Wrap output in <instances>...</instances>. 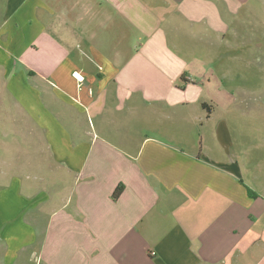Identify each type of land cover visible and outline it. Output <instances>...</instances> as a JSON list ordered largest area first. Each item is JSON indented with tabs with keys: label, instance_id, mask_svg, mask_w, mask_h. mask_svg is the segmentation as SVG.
<instances>
[{
	"label": "crops",
	"instance_id": "0c3cea01",
	"mask_svg": "<svg viewBox=\"0 0 264 264\" xmlns=\"http://www.w3.org/2000/svg\"><path fill=\"white\" fill-rule=\"evenodd\" d=\"M262 2L0 0V264H264Z\"/></svg>",
	"mask_w": 264,
	"mask_h": 264
},
{
	"label": "rangeland",
	"instance_id": "374dc122",
	"mask_svg": "<svg viewBox=\"0 0 264 264\" xmlns=\"http://www.w3.org/2000/svg\"><path fill=\"white\" fill-rule=\"evenodd\" d=\"M250 28L255 29L258 37V41L253 42V45L261 46L264 44L263 2L256 11L254 25ZM247 49L249 48L228 46L223 67H221L219 72L215 74L211 73L210 79H216L214 85L219 82V85H223L230 96L237 100H244L240 106L237 102V106L239 107H233L232 109L234 110L235 108L237 110L240 108V110L247 112V109L251 110L255 103H263V106L256 112L261 125V120H264V54H262L264 49L259 47L257 54H252L250 52L251 49L248 51ZM240 51L243 52L240 55H236Z\"/></svg>",
	"mask_w": 264,
	"mask_h": 264
},
{
	"label": "trees",
	"instance_id": "16d2710c",
	"mask_svg": "<svg viewBox=\"0 0 264 264\" xmlns=\"http://www.w3.org/2000/svg\"><path fill=\"white\" fill-rule=\"evenodd\" d=\"M205 106V108L207 109V111L209 112V108H208V106L207 105H204ZM122 190H123V185L122 184H120V185H118L116 188H115V190L113 191V193H112V195H111V198L113 199V200H116L118 197H119V195L121 194V192H122Z\"/></svg>",
	"mask_w": 264,
	"mask_h": 264
}]
</instances>
